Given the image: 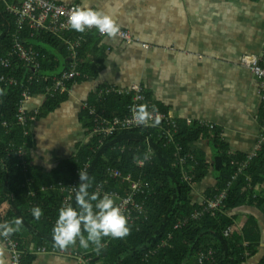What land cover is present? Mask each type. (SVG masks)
<instances>
[{
	"label": "trees",
	"instance_id": "1",
	"mask_svg": "<svg viewBox=\"0 0 264 264\" xmlns=\"http://www.w3.org/2000/svg\"><path fill=\"white\" fill-rule=\"evenodd\" d=\"M14 29L13 17L0 4V56L5 55L11 47L9 41ZM101 37L95 29L84 33L70 29L63 39L40 35L36 42L27 44L28 49H35L44 55L39 60L40 69L36 80L27 85L29 101L36 97H43L44 100L38 109L27 107L24 111L25 128L18 125L16 117L22 89L18 86L6 88L0 82V223L23 218L22 229L10 236L17 243L20 253L22 251L21 264H32L34 255L29 254L30 246L44 247L47 251L56 249L60 253L76 256L74 258L80 256L84 264H198L197 255L209 251H212V260L205 264H248L249 259L256 257L260 244L264 243V148L251 160L245 171L252 182V189H248L244 176L237 175L232 180L237 172L232 162L243 160L245 154L232 152L219 129L212 132L200 127L196 120L188 125L186 120L173 118L177 132L172 143H165L158 138V128L149 131L140 128L117 133L99 144L98 139L91 135L93 123L89 109L81 106L77 121L82 128L83 139L76 144V153L49 171L35 162L33 150L36 140L31 118L38 123L39 132L38 126L56 117L69 100L67 92L45 95L42 78L57 77L70 67L66 47L63 45L59 49L65 40L80 43L76 70L83 75L75 83L69 82L67 87L93 82L104 67L103 57L96 56ZM143 92L145 99L154 103ZM130 101L129 96L118 95L98 100L96 93H91L86 99L89 105L98 112H104L106 117L126 116ZM3 122L8 124L6 128L1 127ZM54 132L56 134L59 131L55 129ZM202 139L210 144L208 158L202 151L193 149L194 144ZM147 141L154 155L151 161L139 168L136 161L145 156ZM176 145H180L184 153L193 154L195 162L179 166L175 159ZM120 147H124L123 152ZM108 166L117 168L125 175L131 173L134 179L140 178L154 187L152 195L145 199L147 219H134V216L133 219L127 218L129 234L122 239L105 238L102 241L104 246L99 251L92 246L85 250L78 242L65 249L54 246L52 228L58 210L66 199V193L57 188L58 184L77 181L78 186L79 171H86L93 178L89 191L95 192ZM182 168L189 172L194 169L191 183L182 179ZM209 173L213 174L215 184L198 192ZM228 182L231 184L218 211L192 217L194 212L206 206L208 197L220 193ZM50 186H55V189ZM256 186L258 189L255 190ZM114 188V182L106 186L107 191ZM118 192L123 195L122 190ZM254 194L256 197L251 198ZM69 204L76 207L74 194ZM34 207H40L43 211L39 221L31 215ZM243 207L257 212L248 214L250 221L240 225L237 217ZM257 264H264V256Z\"/></svg>",
	"mask_w": 264,
	"mask_h": 264
},
{
	"label": "crops",
	"instance_id": "2",
	"mask_svg": "<svg viewBox=\"0 0 264 264\" xmlns=\"http://www.w3.org/2000/svg\"><path fill=\"white\" fill-rule=\"evenodd\" d=\"M51 1L88 5L112 15L132 41L101 37L96 56L103 57L104 67L98 77L73 85L62 111L38 127L36 135L33 128V157L45 171L76 153V144L83 139L79 110L91 93L106 85L123 89L139 85L173 118L213 124L232 152L253 150L261 113L258 81L241 59L264 58V0ZM43 100L25 101V109L36 110ZM193 149L210 157L206 140L196 142ZM214 184L209 173L198 192ZM252 212L243 207L239 215ZM29 254L34 255L32 264H81L80 256L56 249L30 246ZM10 256L0 238V264H10Z\"/></svg>",
	"mask_w": 264,
	"mask_h": 264
},
{
	"label": "built area",
	"instance_id": "3",
	"mask_svg": "<svg viewBox=\"0 0 264 264\" xmlns=\"http://www.w3.org/2000/svg\"><path fill=\"white\" fill-rule=\"evenodd\" d=\"M0 4L3 5L4 11L13 17L15 26L9 41L11 47L5 55L0 56V82L3 83L6 88L18 86L22 89V99L20 100L16 117L18 125L25 128V101H29L30 99L27 85L33 84L36 80L38 70L40 69V57H44L40 52L35 49H28L26 46L31 41L36 42L40 35H48L63 39L64 34L70 30L68 18L72 10L78 5L59 4L51 0H0ZM88 30L91 31L94 29ZM99 35L104 36L100 33ZM111 38H120L126 42L132 41L130 33L121 29H119L115 37ZM62 42L68 51L70 67L68 66L69 68L62 71L57 77L44 76L42 78L45 95L58 91L67 92L69 95L72 87L68 88V83H75L78 77H83V75L76 70L77 49L80 43L65 40ZM241 65L249 69L251 74L254 75L258 81L261 113L259 131L254 148L252 151L245 154L243 160H235L232 162V164L237 167V172L232 176V180L235 179L237 175L244 176L247 181L248 189H252L251 179L245 171L248 169L251 160L264 148V58L255 55L244 56L241 59ZM49 80L51 81L48 85L47 83ZM95 93L98 100L110 95L129 96L131 99L128 105V114L124 117H106L104 112H98L94 106L89 105L87 102L82 105L83 109H89V115L92 117L93 123L91 135L98 139L99 144H102L108 137L117 133L140 128L147 131L152 128H158L160 131L158 138L162 139L165 143H172L174 135L177 132V127L174 124L172 115L168 112L165 113L161 111L155 103L148 102L145 99L141 86L133 85L130 88L123 89L113 85H106L100 86ZM140 105H147V110L152 114L147 124L142 125L135 119V110ZM31 119L34 123L35 119ZM156 121L159 122L155 123ZM192 121L193 120L186 119L188 125L191 124ZM198 122L200 127L208 128L212 132L215 131V126L213 124ZM7 126L8 124L6 122H3L1 125L2 128H6ZM146 147L143 159L136 161V165L139 168L144 167L145 163L151 161L153 158L154 151L149 141H147ZM120 150L123 152L124 147H120ZM175 150V159L179 166L181 165L183 167L187 162H195L194 155L188 152L184 153L180 145H176ZM85 169H87V165ZM193 170L194 169H191L189 172L182 168V179L185 180V182L191 183V172ZM111 182H114L115 188L107 191L106 186ZM230 184L231 182H228L227 187L220 193L208 197L206 206L202 210L194 212L192 217H198L208 211H211V213L218 211L220 205L226 198ZM50 187L55 189V186ZM74 187H77V181H71L66 185L61 183L58 184L57 188L66 193L63 207L69 205L75 192ZM42 189H46V187ZM119 189L122 190L123 195H120L118 192ZM256 189H258V186H256L255 190ZM95 192L99 193L101 196L105 193L111 194L116 201V205L128 219H133V216L134 219H140L141 217L142 219H147L148 211L145 206V199L152 195L154 187L148 182H143L140 178L134 179L131 173L125 175L117 168L108 166L105 169L104 179L96 186ZM255 197L256 195L254 194L251 198ZM0 238L10 251V264H20L21 253L18 250L17 243L12 240L11 237ZM251 259H249L248 264H251ZM211 260L212 251L207 253L200 252L197 255L198 264H205ZM81 262L84 264V261L81 260Z\"/></svg>",
	"mask_w": 264,
	"mask_h": 264
},
{
	"label": "clouds",
	"instance_id": "4",
	"mask_svg": "<svg viewBox=\"0 0 264 264\" xmlns=\"http://www.w3.org/2000/svg\"><path fill=\"white\" fill-rule=\"evenodd\" d=\"M68 25L71 30L78 33L95 29L110 38L115 37L119 32V25L112 15L88 5L75 7L68 18ZM147 109V105H140L135 110V119L142 125L147 124L151 119L152 114ZM33 124L35 127L36 120ZM78 177L79 184L74 187L76 207L69 204L58 210L52 228V239L54 246L60 249L76 245L78 242L85 250L92 246L99 251L104 246L102 241L105 238L122 239L129 234L127 217L116 205L111 194L105 193L101 196L97 192L89 191L93 178L86 171H79ZM31 215L34 220L39 221L43 211L40 207H34L31 209ZM22 227V217L0 223V237L8 238L19 232Z\"/></svg>",
	"mask_w": 264,
	"mask_h": 264
},
{
	"label": "rangeland",
	"instance_id": "5",
	"mask_svg": "<svg viewBox=\"0 0 264 264\" xmlns=\"http://www.w3.org/2000/svg\"><path fill=\"white\" fill-rule=\"evenodd\" d=\"M46 49H48L47 48V46H44ZM38 124V123H37ZM37 124H36V126H35V130H34V132H35V135L37 134ZM39 127V126H38ZM40 144H42L40 141L38 142V145H40ZM38 154H40V155H38V157H40L41 158V156H42V158L41 159H43V153L42 152H39ZM41 154H43V155H41ZM39 159V158H38ZM40 159V160H41ZM251 218V217H250ZM250 220H249V216H245V215H243V214H241V215H239L238 217H237V222L240 224V225H244V224H247L248 222H249ZM79 258V260H80V263L82 264V262H81V257H78Z\"/></svg>",
	"mask_w": 264,
	"mask_h": 264
},
{
	"label": "water",
	"instance_id": "6",
	"mask_svg": "<svg viewBox=\"0 0 264 264\" xmlns=\"http://www.w3.org/2000/svg\"><path fill=\"white\" fill-rule=\"evenodd\" d=\"M63 43L60 45L59 49H62L63 47ZM207 189V188H206ZM256 210L254 211V214H256ZM264 231V229H263ZM262 231V232H263ZM263 239H264V232H263ZM264 256V243L260 245L258 252L256 254V257L252 259V263L251 264H257ZM254 261V262H253Z\"/></svg>",
	"mask_w": 264,
	"mask_h": 264
},
{
	"label": "flooded vegetation",
	"instance_id": "7",
	"mask_svg": "<svg viewBox=\"0 0 264 264\" xmlns=\"http://www.w3.org/2000/svg\"><path fill=\"white\" fill-rule=\"evenodd\" d=\"M254 212V211H253Z\"/></svg>",
	"mask_w": 264,
	"mask_h": 264
}]
</instances>
